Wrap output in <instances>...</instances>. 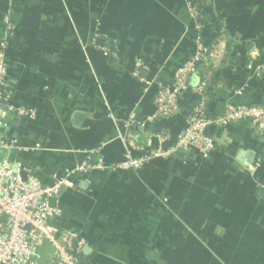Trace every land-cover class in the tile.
Returning <instances> with one entry per match:
<instances>
[{"label":"crops","instance_id":"1","mask_svg":"<svg viewBox=\"0 0 264 264\" xmlns=\"http://www.w3.org/2000/svg\"><path fill=\"white\" fill-rule=\"evenodd\" d=\"M195 1L211 48L208 114L264 105V0ZM6 14L16 27L6 53L13 102L37 117L2 116L0 140L14 144L0 147V160L48 185L91 151L111 164L130 140L146 147L133 158L176 143L196 97L181 95L172 119L148 118L156 84L170 85L195 49L184 0H0V39ZM163 132L170 139L160 144ZM206 133L215 144L208 160L183 151L75 177L54 225L85 241L82 264H264V138L245 124ZM51 260L44 245L33 257Z\"/></svg>","mask_w":264,"mask_h":264},{"label":"built area","instance_id":"2","mask_svg":"<svg viewBox=\"0 0 264 264\" xmlns=\"http://www.w3.org/2000/svg\"><path fill=\"white\" fill-rule=\"evenodd\" d=\"M184 2L193 23L195 49L174 71L170 85L156 84L153 98L155 113L148 118V121L172 119L179 111L178 100L181 95L189 93L196 97L197 101L187 115L185 128L176 143L166 149L159 147L154 152L133 158L132 152H143L146 147L130 140L123 159L111 164H105L98 151H91L84 164L69 169L61 176L52 175L48 185L40 183L21 164L0 160V264H34L33 257L43 245L52 254L49 264H82L85 241L74 233L62 232L54 225V220L61 213L58 198L63 190L76 187L74 180L78 175L93 170H138L151 158H176L179 150L195 153L203 160H208L215 149L213 138L206 133L210 126L245 124L255 137L264 138V105L228 103L219 116L211 117L208 114L206 92L211 72L207 57L211 48L201 39L203 14L197 2ZM1 21L4 33L0 39V128L4 114L25 120H35L37 117L33 108L18 106L13 102L6 53L16 27L7 14L2 16ZM102 52L111 54L108 48H102ZM132 75L142 80L138 69ZM134 121L131 119L130 123ZM156 137L161 144L170 139V134L163 132ZM13 144L14 140H0V147L3 148H10ZM93 155H97L95 161L91 159ZM260 190L264 193V184Z\"/></svg>","mask_w":264,"mask_h":264},{"label":"water","instance_id":"3","mask_svg":"<svg viewBox=\"0 0 264 264\" xmlns=\"http://www.w3.org/2000/svg\"><path fill=\"white\" fill-rule=\"evenodd\" d=\"M178 152L180 153V152H183V151L182 150H179ZM84 250H85V247H84Z\"/></svg>","mask_w":264,"mask_h":264},{"label":"trees","instance_id":"4","mask_svg":"<svg viewBox=\"0 0 264 264\" xmlns=\"http://www.w3.org/2000/svg\"><path fill=\"white\" fill-rule=\"evenodd\" d=\"M24 1H28V0H24ZM38 1V0H37Z\"/></svg>","mask_w":264,"mask_h":264}]
</instances>
